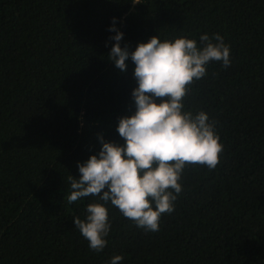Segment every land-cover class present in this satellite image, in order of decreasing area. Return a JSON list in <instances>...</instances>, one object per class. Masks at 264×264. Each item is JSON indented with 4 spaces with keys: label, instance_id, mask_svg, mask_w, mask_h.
<instances>
[{
    "label": "trees",
    "instance_id": "trees-1",
    "mask_svg": "<svg viewBox=\"0 0 264 264\" xmlns=\"http://www.w3.org/2000/svg\"><path fill=\"white\" fill-rule=\"evenodd\" d=\"M115 27L134 51L152 36L219 33L230 66L212 61L184 110L216 121L213 170L184 169L175 210L146 231L109 201L97 253L75 227L68 177L135 111V65L109 61ZM214 43L216 41H213ZM100 203H103L100 201ZM153 207L155 205L153 204ZM264 264V0H0V264Z\"/></svg>",
    "mask_w": 264,
    "mask_h": 264
},
{
    "label": "clouds",
    "instance_id": "clouds-1",
    "mask_svg": "<svg viewBox=\"0 0 264 264\" xmlns=\"http://www.w3.org/2000/svg\"><path fill=\"white\" fill-rule=\"evenodd\" d=\"M131 2L135 5L140 0ZM113 19L109 30L116 33L110 37L115 43L107 59L122 72H127L129 58L135 65V111L118 120L116 131L123 144L97 134L102 145L99 153L78 163L79 178L68 177L69 204L94 198L86 207V219L77 216L73 221L89 248L97 253L106 247L111 230L105 207L109 201L138 227L158 231L162 215L175 210L186 166L217 167L223 145L215 131L216 121L210 122L204 111L193 114L184 110L183 101L190 86L206 76L209 62L230 66V46L219 33L201 35L200 47L194 39L161 41L159 36H152L130 51L128 45L121 46L124 33L115 27ZM122 260L117 255L110 264Z\"/></svg>",
    "mask_w": 264,
    "mask_h": 264
}]
</instances>
